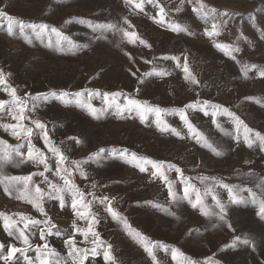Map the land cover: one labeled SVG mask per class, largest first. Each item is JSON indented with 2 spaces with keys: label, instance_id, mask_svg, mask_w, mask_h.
<instances>
[{
  "label": "rangeland",
  "instance_id": "1",
  "mask_svg": "<svg viewBox=\"0 0 264 264\" xmlns=\"http://www.w3.org/2000/svg\"><path fill=\"white\" fill-rule=\"evenodd\" d=\"M201 2L205 5L204 12L215 9V19L226 21L219 35H205V29L211 30L214 19L209 16L205 22L201 18L203 12L198 15L193 11L200 7L196 0H158L165 8L164 24L157 22L159 8L147 2L141 11L125 0H0V10L7 16L30 25L55 27L63 37L80 46L71 48L68 40L56 34L37 37L30 28L26 29V38L18 28L15 35H8L7 20L0 18V72L6 80L5 85H0V101L12 100L7 88H14L16 96L26 101L27 119L20 123L33 128L32 144L48 157L51 171L45 172V176L63 184L53 175L56 157L45 147L41 130L33 121L45 124L49 139L67 157L65 165L73 172V183L85 194V200L93 201L92 210L99 218L94 231L103 242L97 247L98 254L93 256L90 252L96 247L91 242L93 237L89 235L85 240L81 232L74 229L75 222L77 228L87 230L88 222L76 216L69 194H65L63 208L59 200L45 197L46 214H41L32 203L17 198L22 183L6 192L9 182L3 180L0 213L11 217L20 228H23L21 214L42 222L50 219L51 224L56 225L53 234L46 235L44 240L40 238L39 228L50 225L41 223L26 232L31 245L26 254L33 260L36 249L46 243L48 249L58 254L55 259L60 264H73L69 246L65 244L71 237L76 248L89 250L84 264H264V218L258 215L259 202L264 200V186H261L264 184V151L260 150L259 141L248 147L242 129L236 139L235 125L227 115L218 112L213 123L214 109L210 106L206 109L207 115L200 108L188 109L189 122L208 144L222 153L217 156L203 141L197 143L179 115L174 114L191 103L208 101L210 105H219L234 113L253 134L264 135V77L258 75L264 70V0ZM224 12L232 15H218ZM250 14L254 20L249 19ZM125 19L128 24L124 23ZM88 21L118 25L135 32L139 39L129 43L120 31L94 32L88 27ZM169 24L186 26L189 31H172ZM140 39L150 47L141 44ZM216 43L232 45L239 51L226 55L214 46ZM185 58L190 73L198 81L196 84L185 79ZM253 64L257 68L248 71L245 77L243 66ZM161 71L165 74H155ZM145 73L153 75L145 76ZM53 92L57 96H51ZM96 92L99 94L89 95ZM61 93L68 95L62 98ZM76 93L82 96L77 97ZM106 93L122 95L110 106L104 99ZM38 95H48V99H31ZM125 96L167 110V114L161 115L170 128L161 131L164 124L157 127L155 114H149L141 123L136 111L118 113L115 104L123 105ZM88 105L104 111L99 118H94ZM17 123L9 112H0V124ZM172 128L180 135L172 134ZM77 139L81 143H76ZM0 141L13 147L23 143L21 152H27V142L12 135L11 129L0 127ZM100 149L105 150L102 154L105 158L91 159ZM112 150L116 151L115 155H110ZM122 150L128 153L125 158L119 156ZM133 153L164 162L165 175L178 198L184 196L185 183L194 185L200 190L206 210L218 213L220 210L212 199L215 195L226 205L225 221L216 215H203L200 206L193 208L188 199L174 202L165 181L152 175L151 165H145L147 171L141 172L131 158ZM72 162H78L79 169ZM167 164L179 168L185 182L175 169L167 170ZM42 171L43 165L17 162L5 165L0 177H23ZM81 172L85 175L81 176ZM43 180L40 175L32 177L33 194L37 185L49 191ZM221 185L231 186L246 202L232 204L228 189ZM205 189H211V193L205 194ZM248 190L255 194V203ZM99 197L111 199L115 210L144 239L130 235L124 225L105 210L106 205L98 202ZM190 198L195 200L194 192L190 191ZM57 229L59 236L55 235ZM17 235L9 236L0 218L3 254H7L10 245L27 247ZM244 239L250 243L243 244ZM107 245H111V261H105L103 255ZM146 245L152 248L155 262L145 251ZM173 250L177 252L175 259ZM0 264L4 261L0 260ZM9 264H26V261L17 253Z\"/></svg>",
  "mask_w": 264,
  "mask_h": 264
},
{
  "label": "snow or ice",
  "instance_id": "2",
  "mask_svg": "<svg viewBox=\"0 0 264 264\" xmlns=\"http://www.w3.org/2000/svg\"><path fill=\"white\" fill-rule=\"evenodd\" d=\"M126 4H134L135 7L141 11H143V5L145 2L153 4L155 7L159 8V11L157 13V16L160 17V19L157 21L158 23L164 24L166 21L164 20V16L166 15L165 8L160 6L158 3V0H139V2H136V0H125ZM198 4H200L199 8H193V11L196 12L198 15H200L203 12V15L201 16L202 19L207 22V18L209 16H213L214 22L212 23L211 30L205 29V35H208L209 37L217 36L220 34L222 26L226 23V21L215 19V16L213 14H216L215 9H209V11L204 12L205 5L201 2V0H196ZM220 17H226L231 16L232 13L230 12H224L218 14ZM0 18L7 20V33L8 35H15L16 31L15 29L18 28V31L21 35L27 37L26 29L30 28L32 33L36 35L37 37H42L46 34H56L58 37H60L63 40H68L67 37H63L62 34L55 28L52 27L49 29V26L46 24H40V25H30L26 24L23 21L15 20L11 16H7L6 13L3 10H0ZM249 19L254 20L255 18L249 15ZM81 23H85V21L81 20ZM67 23V22H66ZM125 24H128L127 19L124 20ZM87 25L89 28L92 29V31H120L123 33V37L128 39L129 43H135L139 37L135 32H129L128 30L119 27L118 25L111 24V23H103V24H94L91 21L87 22ZM129 28H131V25L129 24ZM169 28L172 31L176 32H188L189 29L186 26H182L180 24H169ZM139 42L146 47H150V45H147L146 41L140 39ZM59 43V41H58ZM68 43L71 48H78L79 45L73 43L72 41L68 40ZM87 45H84L86 47ZM215 47L218 49H221L225 52L226 55H231L233 52H238L239 49L237 47H234L232 45H226L221 43L214 44ZM166 59L168 57H165ZM234 58V57H233ZM172 59H178L176 57H172ZM147 62V61H146ZM257 68L256 65H244L243 66V75L247 77L248 71L251 69ZM155 71V70H154ZM183 71L186 73L185 79L190 80L191 83L196 84L198 83L196 77L190 73V70L188 68L187 59L185 58V64L183 67ZM158 75H164L162 71L159 73H155ZM134 75V73H133ZM145 76L153 75V73H145ZM258 75L261 77H264V70H260L258 72ZM143 81H141L142 83ZM6 80L4 78V73L0 72V85H5ZM7 94L12 97L11 101H0V112H9V114L12 116L13 120H16L17 124H0V127H4L5 130L11 129L12 135L16 136L17 139H23L27 142V152H21V148L24 147V144H17L16 146H8L4 141H0V145H5L3 148H0V172H2L3 168L7 164L12 163H25L27 161H31L33 163H36L38 165L44 166V171L39 173H32L28 176L23 177H0V183L3 182V180H7L9 183L5 187V191L8 192L10 188L14 187L15 185H18L20 183L23 184V188L19 190V195L17 196L18 199H25L27 202L32 203L33 206L41 213L46 214L45 209L43 206L44 198L47 197L49 199H56L59 200L61 208H63L65 204V194H69L71 196V207L76 214V216L81 220H86L88 222V228L87 230L79 229L76 227L74 222V229L75 231L81 232V234L84 236L85 240H88L89 235L93 237L92 243L96 245V247H93L90 252L93 256L97 255V247H99L103 242L99 240L98 233L94 231V225L99 222V218L97 214L92 210L93 201H87L85 200V194L80 191V189L73 183L71 177L73 175V172L65 165V161L67 160V157L64 155V153L61 151V148L54 145L51 140L49 139L48 132L46 129L45 124L41 123L39 120L33 121L35 124V127L37 129L41 130L42 138L45 143V147L48 148V151L53 154V156L56 157V171L53 173V175H56L59 177L60 180L63 181V184H59L53 181L48 180V178L45 176V172L51 171L49 164H48V157L38 148L35 147L34 144H32L31 137L34 134V130L31 127H26L22 123L27 117L25 116V112L27 111V103L26 101L21 100L16 96V90L14 88H7L6 89ZM98 95L99 93H89V95ZM51 96L55 97L57 96V93L53 92L50 94ZM67 93H61L60 96L66 97ZM77 97L82 96V93H76ZM122 95L120 93H112V94H104V99L106 103H108L110 106L115 103V99L117 96ZM111 96L112 99L109 100L108 97ZM32 100L37 99H48V95H38L36 97H32ZM251 99V98H249ZM125 103L123 105L115 104V107L117 108L118 113H122L124 111H136L139 115L141 123H143L147 118L149 114H155L156 117V123L157 127L159 128L161 123L164 124V127L161 128V131H167L170 126L167 125L166 122L162 121V113L167 114V110L161 109L159 107H153L147 102H141L136 99L130 98L128 96L124 97ZM83 106V105H82ZM211 107L214 109L212 112L213 115V123H216L215 117L217 113L227 115L231 118L233 121L237 136L236 139H239V134L241 132V129L243 130V140L244 143L247 144L248 147H252L257 141H259L260 150L264 151V135H261L260 133H254L253 130L248 128V126L240 120L238 116H236L234 113L230 112L226 108H222L219 105H210L208 101L203 102H195L191 103L189 105H186L184 109L176 110L174 114H178L180 119L184 122L186 127L189 130V135L192 136L194 139H196L197 143H201L203 141L204 145L209 147L215 155L219 156L222 155L221 152L216 151L215 148L212 147L211 144H208L207 141L204 139L203 134L199 133L195 127L189 122L188 117L186 115V111L188 109L195 110L196 108H200V110L205 112V115L208 114L207 108ZM35 105H33V108ZM90 108V114L93 115L94 118H99V115L102 114L104 111L103 109L97 110L96 108L92 107L91 105H88ZM219 127V125H217ZM172 134L179 136L180 133L172 128L171 129ZM227 134V133H226ZM251 134V135H250ZM254 136V138H253ZM74 139V138H69ZM76 143H81L78 139L76 140ZM104 149H100L97 153L92 154L91 159H104L105 157L102 156L104 153ZM116 151L112 150L110 155H115ZM128 155L126 150H122L119 152V156L121 158H125ZM19 158V160H17ZM132 160L137 162V166L139 167L141 172L147 171V168L145 165H151V167L154 169L152 175L153 176H159L161 179H163L168 186L169 189V197L174 201L178 202L179 199H188L189 203L192 205L193 208H196L198 205L201 208V213L203 215H216L219 220L225 221L227 216L226 211V205L221 203L219 199L215 195L212 196V199L216 201V207L219 208V212H209L206 210L202 197L200 195V190L197 189L194 185L185 183V187L183 189L184 196L182 198H178L174 191L172 183L168 181L167 176L165 175V165L164 162H155L152 161L146 157H137L136 154H131ZM76 165V168L79 169V163L78 162H72ZM167 170H173L178 173V175L181 177V181L185 182V179L183 177V174L179 168H176L175 165L167 164L166 166ZM81 176H84L85 173L81 172ZM34 175H40L41 177H44V180L42 183L47 184L49 191L45 192L41 187L38 185L34 187V194L33 189L30 187V184L32 183V177ZM201 179H208V178H201ZM222 187H225L229 191V200L232 204H241L245 203L246 201L236 195L234 193V189L231 186L228 185H221ZM261 186H264L262 184ZM95 187V185H93ZM190 191L195 193V200L193 201L190 198ZM249 194L253 198V202H256V196L251 192V190H248ZM211 193V189H205V194ZM91 195V193H89ZM98 202L101 205H106L105 210L112 216L113 219L117 220L118 222L122 223L125 227V229L129 232L130 235H134L137 239L143 240L144 238L141 236L140 233L136 232L135 229L131 227L130 224H128L127 219L122 217L113 207L111 199L108 197H99ZM151 203V202H148ZM260 212L258 215H260L262 218H264V200H260ZM154 207H159L158 205H153ZM170 215H174V213L169 212ZM0 218H3V226L4 229L8 232L9 236L18 235L16 236L17 239H21L23 241V244L27 247L25 248H18L14 245H10L7 250V254H3L4 245L0 244V260L4 261V264H9V262L14 261L16 259V254L19 253L21 256L24 257V260L26 261V264H35L36 261H39V264H60V261L58 259H55L57 257V253L54 249H48V245L45 243L42 246H39L36 249L37 255L35 257V260H33L31 257H29L26 253L31 250V245L29 243V235L26 234V232L30 231L31 228H38L41 223H44L46 225H50L47 228H39L40 231V238L41 240H44L46 235H52V229L56 228V225L51 224L50 219L46 221H39L32 219L30 217H26L23 214L20 215V220L23 222V228H20L17 226V223L15 221L11 220V217L6 216L3 213H0ZM231 228V225H229ZM14 229V231H13ZM55 235L59 236L60 232L57 229L55 232ZM237 240L240 238L237 237ZM243 244L247 245L250 243L248 239H244L242 241ZM65 244L69 246V256L73 259V264H84V260L88 258V249H79L75 247L74 240L69 237L65 241ZM235 246V243L233 244V247ZM47 250V251H43ZM111 245H107L104 250V259L105 261H111L113 260V257L111 255ZM145 251L148 252L149 256L152 257L153 261H156V257L153 254V250L151 247L145 246ZM177 256L176 250H173V259H175ZM188 264H192V262H188ZM213 264H216V262H213Z\"/></svg>",
  "mask_w": 264,
  "mask_h": 264
}]
</instances>
